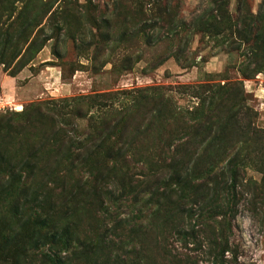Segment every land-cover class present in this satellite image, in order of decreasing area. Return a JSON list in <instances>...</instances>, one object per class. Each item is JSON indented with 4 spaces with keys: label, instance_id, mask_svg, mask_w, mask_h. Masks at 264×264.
Here are the masks:
<instances>
[{
    "label": "rangeland",
    "instance_id": "1",
    "mask_svg": "<svg viewBox=\"0 0 264 264\" xmlns=\"http://www.w3.org/2000/svg\"><path fill=\"white\" fill-rule=\"evenodd\" d=\"M221 1L232 15L264 8V0H3L0 77L16 82L8 99L0 87L9 103L0 112V121L9 123L0 132L1 143L9 133L12 147L22 143L24 149L47 151L55 140L59 157L69 160L77 150L63 144L64 137H77L82 127L109 118L97 103L133 100L160 86L185 109L198 102L194 86L242 80L260 133L243 142L229 129L223 141L238 140L233 154L244 162L264 160V72L244 78L241 49L218 44L222 34L185 27L200 15L209 20ZM76 97L86 98L61 101ZM36 104L45 105L43 113ZM153 105L146 99L133 115L134 123L143 118L147 125L132 138L143 154L133 155L128 168L84 175L51 163L54 172L18 175L0 187V230L6 233L15 209L24 207L30 221L16 230L15 241L40 239L50 226L66 229L74 241L61 256L72 264H264V165L249 162L240 171L230 215H222L225 200L215 193L221 184H211L212 190L188 174L183 190L176 191L170 171L148 164L158 153L154 145L178 131V123L160 124ZM50 108L54 113L45 114ZM37 159L54 161L48 153ZM35 214L52 221L34 226ZM42 243L30 248L31 264H53L41 257L48 252Z\"/></svg>",
    "mask_w": 264,
    "mask_h": 264
},
{
    "label": "trees",
    "instance_id": "2",
    "mask_svg": "<svg viewBox=\"0 0 264 264\" xmlns=\"http://www.w3.org/2000/svg\"><path fill=\"white\" fill-rule=\"evenodd\" d=\"M2 2L3 0H0V8L4 7ZM224 3L226 2L218 3L219 11L211 12L209 18L207 17L209 20L206 19L203 22V15H200L193 20L190 27H185L193 32L208 33L210 36L222 34V39L218 41V44H226L228 49L232 50L241 49V56L244 60L241 62L240 72L244 78H251L264 72V8L260 13L253 14L246 11L242 14L232 15ZM155 11H166V9L157 8ZM197 25L203 26L202 29L194 28ZM71 38L74 41L73 36ZM52 53L58 56L56 50ZM194 89L196 91L193 96L198 99V102L185 109L177 106L171 99L168 90L160 86L154 89L156 92L140 93L133 100L119 99L117 101L115 99L104 105L97 103L98 107L106 108L103 113L108 111L109 118L107 121H103V119L97 121L93 126L86 125L80 131L75 127L78 131L77 137H64L62 143L77 150L69 160L65 158L62 160L59 157L57 148L60 146L56 145L58 143L55 140L49 143L47 151L42 146L38 148L29 146L24 149L22 143L12 147L10 143L12 137L6 133L2 143L0 141V187L18 175L31 176L39 170L54 172L56 169L51 167V163L53 165L60 163L62 167L59 166L58 170L84 175L102 174L124 167L128 168V165L134 160L133 155L139 158L143 154L139 151L138 143L132 138L143 133L147 122L146 119L141 118L137 123H134L133 115L138 112L147 99L154 103L150 111H155L157 115L154 117L163 127L168 121L178 123L176 135L164 141L160 139L154 145L152 152L155 150L158 153L155 154L153 163L148 164L170 171V176L176 185L175 190L178 192L183 190L181 186L188 174H191L194 179L204 181V184L208 187L211 186L212 190L213 185L211 184H221V187L215 188V193L222 194L225 200L221 209L222 215L232 214L240 182V178H238L240 171L249 162L258 168L261 164L264 165V160L244 162L243 159H238L233 153L239 141H223V135L229 129H236L243 137V142L251 141L260 133V130L254 125L256 113L246 104V92L242 80L224 84L206 83L201 84L199 88L194 86ZM136 91L139 92L142 89ZM149 96L150 98H148ZM84 98L86 97L64 98L61 101H77ZM34 106L38 112H44L42 109L44 104ZM90 106L87 104L88 109ZM166 106L167 109L163 110ZM53 113L52 108L45 111V114ZM232 123L235 126L228 127ZM8 124L7 122L3 124L0 121V132ZM144 150L150 152L151 147L147 146ZM46 153L53 156L54 161L38 162L39 154ZM203 159L205 163L200 166L199 163ZM255 162H258V165ZM22 192H25V187ZM25 211L24 207L21 210L16 208L13 220L7 225L8 231L4 233L0 230V264H31L28 259L31 256L30 248L35 241L38 242L40 239L44 246L48 244V252L41 254V257L44 256L43 259L49 260L53 264H72L67 261L66 256H61L62 253L69 251L68 249L74 241L66 229L60 230L50 226L49 229L42 231L40 239H34L30 235L31 237L26 242H23L25 236L20 241H15L18 233L16 230L22 226H28L30 221V215ZM32 220L34 226L38 227L50 224L52 221L49 215L43 217L40 214L33 215ZM227 242L228 240L225 238L224 245H227Z\"/></svg>",
    "mask_w": 264,
    "mask_h": 264
},
{
    "label": "crops",
    "instance_id": "3",
    "mask_svg": "<svg viewBox=\"0 0 264 264\" xmlns=\"http://www.w3.org/2000/svg\"><path fill=\"white\" fill-rule=\"evenodd\" d=\"M15 82L16 79L14 77L8 75L0 77V87L2 88L1 94L7 97V99L11 96V86L14 87Z\"/></svg>",
    "mask_w": 264,
    "mask_h": 264
},
{
    "label": "built area",
    "instance_id": "4",
    "mask_svg": "<svg viewBox=\"0 0 264 264\" xmlns=\"http://www.w3.org/2000/svg\"><path fill=\"white\" fill-rule=\"evenodd\" d=\"M8 105H9V103L7 102L5 97L0 96V112L5 111V109L8 108V107H6ZM9 109H12V108L10 107Z\"/></svg>",
    "mask_w": 264,
    "mask_h": 264
}]
</instances>
